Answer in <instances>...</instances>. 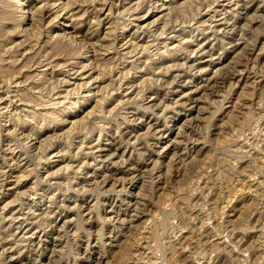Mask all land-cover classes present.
<instances>
[{"label":"rangeland","instance_id":"obj_1","mask_svg":"<svg viewBox=\"0 0 264 264\" xmlns=\"http://www.w3.org/2000/svg\"><path fill=\"white\" fill-rule=\"evenodd\" d=\"M20 1L0 264H264V0Z\"/></svg>","mask_w":264,"mask_h":264},{"label":"bare ground","instance_id":"obj_2","mask_svg":"<svg viewBox=\"0 0 264 264\" xmlns=\"http://www.w3.org/2000/svg\"><path fill=\"white\" fill-rule=\"evenodd\" d=\"M12 2H14V3H16L17 5H18V7H19V10H21V11H23V9H22V3L23 2H21L20 0H12ZM48 2V1H47ZM165 3H169V1L168 2H163V5H165ZM182 4V2H179V3H177L176 5H174L173 6V8L170 6V7H166V9H169L168 10V12H165L164 13V15H166V14H168L169 13V11H171V10H173L174 8H177L179 5H181ZM45 4H46V1H45ZM51 4H54V3H51ZM169 5V4H168ZM0 6H1V3H0ZM31 6H34L33 4L31 5ZM167 6V5H166ZM2 7V6H1ZM69 8V4H62L61 5V7L60 8H63V9H66V8ZM59 8V9H60ZM67 8V9H68ZM46 8H45V6L43 5H40V6H37V7H34L33 8V10L32 11H30L31 12V14H29L30 16H28L29 17V19H30V21L29 22H33V21H39V19L38 18H40L41 19V17H44L46 14ZM27 12H28V10H27ZM21 13V12H20ZM1 14V13H0ZM21 15V14H20ZM57 16V15H56ZM26 17V14H24V12L22 13V18L21 19H26L25 18ZM23 21V20H22ZM50 21V20H49ZM40 22V21H39ZM34 23V22H33ZM224 23V22H223ZM35 24V26H37L38 25V23H37V25H36V23H34ZM19 26V25H18ZM24 29V28H23ZM22 31V30H21ZM35 33V32H34ZM66 35V33L65 32H63V33H56L55 34V37H57V38H60V37H63V38H68V39H70L71 37V35L70 36H65ZM73 37V36H72ZM75 39V38H74ZM73 38H71V40H73V41H76V40H74ZM70 40V41H71ZM86 41V40H85ZM85 41H83V40H79V42H80V44L82 45V46H86V43H85ZM78 42V43H79ZM37 43V42H36ZM89 43V42H88ZM99 43V42H98ZM98 43H95V45L96 44H98ZM102 44V43H101ZM80 45V46H81ZM93 45L94 44H92V46L90 47V50H92L94 53H96V48H94L93 49ZM98 45H100V44H98ZM104 45V44H103ZM55 46V45H54ZM89 46H90V44H89ZM96 47V46H95ZM101 47V46H100ZM105 47V46H104ZM83 48V47H82ZM87 48H88V46H87ZM103 48V47H102ZM86 49V48H85ZM88 50H89V48H88ZM87 50V51H88ZM95 56V55H94ZM83 65V64H82ZM81 69H83V68H81ZM91 69V68H90ZM228 72V71H227ZM90 76V75H89ZM177 76V75H176ZM180 76H181V74H180ZM91 79H89L90 81L92 80V79H96V78H98L97 76H95V78L93 77H90ZM89 80H86V83H88V81ZM82 85V84H81ZM68 92V91H67ZM86 99V98H85ZM84 99V100H85ZM116 108V107H115ZM251 179V178H250ZM161 223V222H160ZM35 235V234H34ZM33 235V236H34ZM23 236V235H22ZM29 237V236H28ZM11 256V255H10ZM13 257V256H12Z\"/></svg>","mask_w":264,"mask_h":264}]
</instances>
